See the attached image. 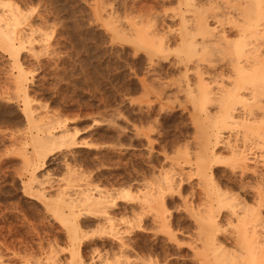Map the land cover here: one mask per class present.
Listing matches in <instances>:
<instances>
[{"label": "rangeland", "instance_id": "rangeland-1", "mask_svg": "<svg viewBox=\"0 0 264 264\" xmlns=\"http://www.w3.org/2000/svg\"><path fill=\"white\" fill-rule=\"evenodd\" d=\"M149 1L0 0V15L11 10L23 32L14 53L0 45V264H43L50 257L67 264L74 252L84 264L240 262L228 208L213 212L214 240L201 228L202 119L181 89L184 54L170 43L155 45L164 26L180 29L177 5ZM19 71L23 92L15 83ZM189 77L194 83L193 72ZM59 123L70 138L59 139L57 128L37 158V130ZM223 137L235 139L230 131ZM216 157L212 182L252 199L240 188L261 184L251 171L264 174L263 159L252 156L240 176L224 145ZM166 177L173 178L170 190ZM88 185L104 193L105 210L84 203ZM64 193L75 204L73 216L59 212L66 211L58 205ZM255 264H264V256Z\"/></svg>", "mask_w": 264, "mask_h": 264}, {"label": "bare ground", "instance_id": "bare-ground-1", "mask_svg": "<svg viewBox=\"0 0 264 264\" xmlns=\"http://www.w3.org/2000/svg\"><path fill=\"white\" fill-rule=\"evenodd\" d=\"M152 1L149 2L156 6L165 3L177 5V11L174 10L176 13L172 16L179 19L180 29L175 31L171 25L165 24L166 31L162 35L157 33L160 37L157 36L155 45L162 47L163 42L170 43L175 46L177 52L184 54L185 57L180 55L179 62L177 61L178 65L183 66L182 80H179L183 83L181 89L191 104L192 114L198 113L203 123L202 152L196 168V175L205 183V203L201 206L202 203L199 202V206L205 208L203 211L207 214L204 219L202 217L201 228L207 232V240H214L213 232H218L219 227L213 212L221 207L228 208L233 223L231 224H235V244L239 247L240 256L236 257L240 258L241 264H255L259 257L264 256V174L255 169L251 171L261 183L253 191L249 190L247 185L239 184L244 194L252 193V199L247 195L235 197L223 192L219 185L212 182V164L219 160L216 157V149L222 145L230 153L231 170L234 174L240 173V176H244L252 156L256 157L258 154L264 162V0ZM211 22L215 24L212 26ZM4 27L9 33L5 32ZM22 35L23 32L18 28L17 16L11 10L9 14L0 15V45L4 44L7 51L14 53L17 43L22 45ZM198 37H201L200 40H197ZM136 44L149 45L144 41ZM191 72L195 77L194 83L189 77ZM21 74L19 71L15 83L16 88L23 92ZM57 128L62 129L59 139L70 138L68 129L62 123L57 127L45 126L38 129L37 132L42 133H37L34 138V153L37 158H42L44 151L50 148L51 142L56 139ZM225 131H230L235 139L224 142ZM252 139L258 143L249 144L248 141ZM172 182V177H166L163 182L164 190H170ZM73 185L68 181V190L74 187ZM83 190L84 203L105 210L108 201L98 187L92 188L88 185ZM66 194L62 196L61 204L57 203L66 211L60 209L59 212L73 216L75 204L64 199ZM158 204L164 208L162 197ZM200 214L202 216V213ZM105 221L110 229L114 227L112 217L106 216ZM71 229L73 237L76 238V227L71 226ZM55 263L50 257L43 264ZM67 264L84 263L74 252Z\"/></svg>", "mask_w": 264, "mask_h": 264}]
</instances>
